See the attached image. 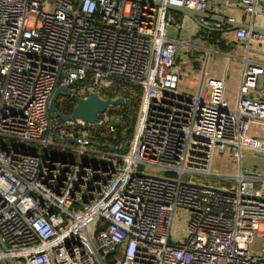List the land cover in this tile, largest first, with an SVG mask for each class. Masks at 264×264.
<instances>
[{"label":"built area","instance_id":"2783aa9c","mask_svg":"<svg viewBox=\"0 0 264 264\" xmlns=\"http://www.w3.org/2000/svg\"><path fill=\"white\" fill-rule=\"evenodd\" d=\"M159 1L0 0V264H264V172L241 163L244 149L264 154V63L248 56L264 34L234 31L245 58L233 102L221 77L188 94L167 35L186 16L165 4L209 2ZM240 2L249 26L264 16ZM59 86L75 103L128 91L129 142L113 106L96 123L52 115ZM217 152L237 166L231 188L184 179L210 175Z\"/></svg>","mask_w":264,"mask_h":264},{"label":"crops","instance_id":"0c3cea01","mask_svg":"<svg viewBox=\"0 0 264 264\" xmlns=\"http://www.w3.org/2000/svg\"><path fill=\"white\" fill-rule=\"evenodd\" d=\"M208 11L213 14H221L228 20L247 22L248 18L243 10L240 0H208ZM261 8H264V0H259ZM185 24L181 27L178 24H170L167 35L171 38L179 40V44L184 48V57L177 54L175 67L180 73L179 88L188 93L195 94L199 91L200 86H203L204 78L207 76L221 77L225 79V97L230 102H233L237 96V91L240 83L241 71L243 68V59L245 58V46L242 41L238 40L234 31H222L220 37L214 42L211 40V32H202L197 35L198 27L192 23L187 17L183 18ZM254 26L263 27L264 16L258 15L254 19ZM218 27L226 28L229 25L226 22L216 24ZM220 32V31H219ZM224 40L225 48H221L217 43L219 40ZM251 47L264 49L257 43ZM220 47V48H219ZM188 59H187V51ZM223 55L226 64L225 67L214 68L209 65V60L214 54ZM256 53L249 52L248 56L255 61L264 63V56L253 57ZM239 58L240 67L232 78L229 77V63L231 59ZM205 69V72H204ZM264 82V80H263ZM190 86H195L191 88ZM229 86H235L229 87Z\"/></svg>","mask_w":264,"mask_h":264},{"label":"water","instance_id":"95a60500","mask_svg":"<svg viewBox=\"0 0 264 264\" xmlns=\"http://www.w3.org/2000/svg\"><path fill=\"white\" fill-rule=\"evenodd\" d=\"M144 2H149L150 4H161L159 0H140ZM166 8L173 11L178 12L187 18H189L192 23H194L198 27L197 35L200 34L201 31L213 32V31H232L237 28H245L249 29L252 32L262 33L264 34V28L259 26H249L245 22L228 20L221 14H213L206 9H198L195 7L179 5L176 3H166ZM221 22H226L229 26L224 28H220L216 26V24H220ZM250 51L256 53L260 56H264V49L250 47ZM72 92L67 86H59L55 89L54 94L51 98L49 109L52 115H60L63 120H67L70 118H79L86 123H96L99 121V115L103 113L110 106H117L125 103L132 116L134 114V106L129 97L118 96L116 98H103L96 91H91L87 96H78L75 95L76 103L73 105L72 111L70 113H65L58 109L56 106V101L59 97H68L71 96ZM96 143V142H95ZM97 144V143H96ZM111 150L115 149L114 146H108ZM117 149H122V147H118ZM256 155H260L264 157V154L261 152H256ZM0 242L4 248L6 245L0 238ZM10 264H14L13 260H10Z\"/></svg>","mask_w":264,"mask_h":264},{"label":"rangeland","instance_id":"374dc122","mask_svg":"<svg viewBox=\"0 0 264 264\" xmlns=\"http://www.w3.org/2000/svg\"><path fill=\"white\" fill-rule=\"evenodd\" d=\"M31 22V21H30ZM168 31L173 30L169 29V26L167 27V33ZM255 45V44H253ZM258 45V44H257ZM220 48V47H219ZM189 50L187 51V59ZM177 54H179L180 58L184 57V48L181 47L180 44L177 45ZM253 57H258L260 55H252ZM226 61L223 57V55L216 53L213 54L212 57L209 60V65L213 66L214 68H221L225 67ZM240 60L239 58H233L231 59L229 63V77L232 78L233 75L237 72V70L240 67ZM191 88H195V86H190ZM233 87L235 89V86H229ZM63 99L60 100L59 103H61ZM118 106V105H117ZM261 135L263 134L260 132ZM127 141L129 142V137L127 138ZM86 160H94L95 157L91 155L90 153H87L85 155ZM95 163V162H94ZM241 163L242 167L245 172H251V171H261L264 172V157L260 155H256L253 151L249 149H244L241 156ZM236 164L234 163L233 159L228 156V154L217 152L214 154L212 162H211V174L210 175H201V174H185L184 179L195 181L198 183H204L208 185H212L218 188H231L234 183L235 179L231 177L235 171H236ZM137 169L150 174H156V175H164L165 171L157 166L149 165V164H137ZM185 216V215H184ZM184 223L183 219L178 217V215H175L173 220V226L172 229H177L182 226ZM113 257V256H112ZM111 259V258H110ZM109 260L107 262L109 263Z\"/></svg>","mask_w":264,"mask_h":264},{"label":"trees","instance_id":"16d2710c","mask_svg":"<svg viewBox=\"0 0 264 264\" xmlns=\"http://www.w3.org/2000/svg\"><path fill=\"white\" fill-rule=\"evenodd\" d=\"M220 34L221 32L219 31H213L211 32L210 34V38L211 40L214 42L216 39H218L220 37ZM219 44V46L221 48H225V43H224V40H219L217 42ZM102 96L104 97H116V96H119V95H129L128 91L126 92H120L118 93L117 91H114V92H109L108 94H101ZM60 102V99H58L56 101V106L58 107V109L62 110L63 112H71L72 111V108H73V105L75 103V100L74 99H70V98H63V100ZM132 104L134 106V114L132 116L128 106H126L125 104H121L119 106H113V107H110V111H115V110H121V111H124L125 114L123 115V118H122V122L121 124L118 126L119 128V136H118V141L119 140H122L125 136L128 138L130 135H131V131L133 129V125H134V122H135V117H136V114H137V107H138V103H137V100H134L132 98ZM126 130V133H124Z\"/></svg>","mask_w":264,"mask_h":264},{"label":"flooded vegetation","instance_id":"af4514ba","mask_svg":"<svg viewBox=\"0 0 264 264\" xmlns=\"http://www.w3.org/2000/svg\"><path fill=\"white\" fill-rule=\"evenodd\" d=\"M202 32H206V31H201L200 33H202Z\"/></svg>","mask_w":264,"mask_h":264}]
</instances>
